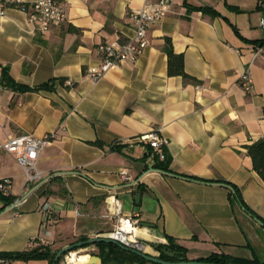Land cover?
I'll return each mask as SVG.
<instances>
[{"label": "crops", "instance_id": "1", "mask_svg": "<svg viewBox=\"0 0 264 264\" xmlns=\"http://www.w3.org/2000/svg\"><path fill=\"white\" fill-rule=\"evenodd\" d=\"M60 2L66 19L44 33L34 30L25 9L9 6L0 17V79L6 70L29 86L51 77L73 83L19 91L0 82V138L54 132L36 160L43 173H54L46 182L25 181L13 157L0 154V177L11 178L9 202L0 197V251L33 244L44 202L52 207L53 249L103 233L115 221L107 200L114 195L122 213L139 212L147 253L157 255L152 243L170 236L187 259L216 252L264 264V222L217 181L235 184L264 219V179L244 147L264 137V0H173L148 27L138 56L96 80L85 70L100 58L98 43L131 35L130 12L142 0ZM164 36L196 81L167 73ZM256 46L262 51L249 66L253 90L245 91L239 74ZM153 130L167 140L172 171L153 167L151 147L138 139ZM122 169L130 178L120 176ZM16 197L22 199L13 205Z\"/></svg>", "mask_w": 264, "mask_h": 264}, {"label": "built area", "instance_id": "2", "mask_svg": "<svg viewBox=\"0 0 264 264\" xmlns=\"http://www.w3.org/2000/svg\"><path fill=\"white\" fill-rule=\"evenodd\" d=\"M173 0H142L140 7L130 12L132 21V34L121 40L101 41L97 48L100 58L95 65L88 66L85 73L93 80L98 79L102 74L116 66H119L125 60H134L148 43V27L162 18L172 6ZM9 6H15L27 10V20L33 24L35 31L44 33L51 26L59 25L66 19V11L60 0H32L24 2L23 0H0V17L4 15L5 9ZM261 28L264 29V21L261 22ZM261 46H256L253 50L250 60L239 74V82L243 90H253V77L249 66L253 59L261 52ZM69 84V80L64 81ZM54 132H47L42 135H35L31 132L6 134L0 138L1 152L9 153L17 164L23 169L25 181L46 182L54 173H43L36 167V160L44 146L53 138ZM139 140L148 142L151 147L149 155L161 153L166 146V138L159 132L153 130L138 137ZM120 176L130 178L127 172L120 170ZM11 178L0 177V193L7 195L10 193ZM22 198L16 197L12 204L16 205ZM108 212L115 217L112 229L100 233L112 237L122 244L145 251V243L142 238L135 233L134 229L139 226V212L133 210L131 213L124 214L121 210V204L117 197L108 195ZM41 221L37 234L31 237V241L42 244L50 243V230L48 229L49 218L51 217L52 207L44 202L40 206ZM72 252L65 254L64 262L57 264H67V258ZM89 256V253H86ZM0 262H7L0 258ZM82 264H87L83 262Z\"/></svg>", "mask_w": 264, "mask_h": 264}, {"label": "trees", "instance_id": "3", "mask_svg": "<svg viewBox=\"0 0 264 264\" xmlns=\"http://www.w3.org/2000/svg\"><path fill=\"white\" fill-rule=\"evenodd\" d=\"M193 7V6H192ZM199 10L206 11L208 8L205 7H198ZM213 13H216L214 10ZM162 49L167 54V73L170 75H180L183 80L185 81H196V78L193 76L187 74L183 69V56L180 52H175L173 50L171 40L169 36H164V42L162 44ZM0 82L3 83V85H6L7 87H10L12 89H17L19 91H26V90H51L53 89L54 85L64 83V77H51L49 80L43 81L41 83L29 86L24 85L21 83L16 82L13 80L6 70L3 71L2 77L0 79ZM73 83L64 84L65 87L71 86ZM91 143L101 144L99 140L91 141ZM244 147L246 148L247 154L251 158V163L253 169L257 171V173L260 175L262 179H264V137H261L251 143L245 144ZM171 156L167 152L166 147L162 149L161 153H153V167H156L158 169L164 170V171H172L169 168V162H170ZM185 176L195 178V179H201V180H210L204 177L191 175V174H183ZM217 181H222L224 183L229 184L230 191L229 196L233 199H235L239 204H241L246 210H248L251 214L258 217L262 222H264V219L260 218L244 201L241 196V193L238 189V187L223 179H217ZM10 194V193H9ZM9 194L4 195L0 193V197L2 199L6 200V203L9 202ZM88 238L85 235L78 236L74 241L78 240H84ZM72 241V242H74ZM96 247L95 252L97 255L100 256L101 262L100 264H160L155 261H149L145 258L139 256L138 254L121 248L117 246L114 243L110 242H104V241H96L94 243H90ZM88 244H84L82 246H86ZM160 246H165L166 249L170 251H175L176 253L173 256H168L167 254L163 253L162 251H158L157 256L159 258L165 259V260H177L179 257H182L183 259H187L185 255V248L184 246L178 244L175 242L170 236L167 237L166 243H160ZM148 247V246H147ZM149 248V247H148ZM58 249V248H57ZM55 250L53 249L49 244H42L40 242L33 241V244L28 246L27 248L16 250V251H0V258H4L7 260V262L0 264H9L14 259H20L27 261L29 259H44L46 260V264H50L53 260ZM60 259V256L57 258L55 264L58 263V260ZM194 259L198 260H206V261H216V262H237L239 264H261V261L257 260L256 258L252 259H240L234 256H230L226 253H210L207 256L204 257H196Z\"/></svg>", "mask_w": 264, "mask_h": 264}, {"label": "water", "instance_id": "4", "mask_svg": "<svg viewBox=\"0 0 264 264\" xmlns=\"http://www.w3.org/2000/svg\"><path fill=\"white\" fill-rule=\"evenodd\" d=\"M138 197H139V192L137 191L135 193V198L137 199ZM96 241H104V242L114 243L121 248L130 250V251L138 254L139 256L145 258L146 260L155 261V262L160 263V264H239L237 262H232V261L216 262V261L198 260V259H194V258L183 259L182 257H179L177 260H165V259L159 258L157 255L147 253L143 250L128 247V246L122 244L121 242H119L118 240H116L112 237L103 235V234H97L95 236L88 237L84 240H78V241L66 244L65 246H62V247L56 249L53 260L50 264H55L59 255L64 253L65 251H69L71 248L76 247V246H82L84 244H90V243H94ZM159 244H160V242H153L152 243L153 247L155 249H157V251H162L163 253L167 254L168 256H173L176 253L175 251H170V250L166 249L165 246H160ZM100 261H101V258L99 255L89 254L86 262H87V264H97Z\"/></svg>", "mask_w": 264, "mask_h": 264}, {"label": "rangeland", "instance_id": "5", "mask_svg": "<svg viewBox=\"0 0 264 264\" xmlns=\"http://www.w3.org/2000/svg\"><path fill=\"white\" fill-rule=\"evenodd\" d=\"M111 229L112 228H110L109 230H111ZM69 251L70 252H76V253L86 252V253H89L90 254V252L96 251V247L93 246L92 244H88L86 246H76V247H73ZM69 251H65L64 253H62V254L59 255L60 256V259L58 260V263L59 262H64V256H65V254L68 255V252ZM38 260H40V259H33L31 262H29V264H40L41 261H38Z\"/></svg>", "mask_w": 264, "mask_h": 264}, {"label": "bare ground", "instance_id": "6", "mask_svg": "<svg viewBox=\"0 0 264 264\" xmlns=\"http://www.w3.org/2000/svg\"><path fill=\"white\" fill-rule=\"evenodd\" d=\"M143 229L141 228H135L134 231L136 234H141L143 233L142 231ZM145 248H147V246H145ZM88 259V256L86 254V252H81V253H76V252H72L68 258H67V264H82L83 262H86Z\"/></svg>", "mask_w": 264, "mask_h": 264}]
</instances>
